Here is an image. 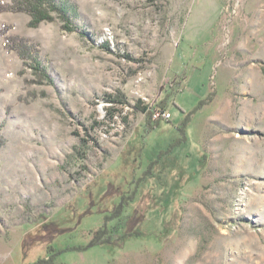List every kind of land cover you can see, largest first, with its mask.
<instances>
[{"label": "rangeland", "instance_id": "rangeland-1", "mask_svg": "<svg viewBox=\"0 0 264 264\" xmlns=\"http://www.w3.org/2000/svg\"><path fill=\"white\" fill-rule=\"evenodd\" d=\"M72 2L71 34L0 13V29L39 45L52 80L0 36V264L87 246L133 190L118 223L135 212L136 236L57 262L264 264V0ZM244 66L259 76L246 95L230 73ZM166 98L170 119L146 132L136 106Z\"/></svg>", "mask_w": 264, "mask_h": 264}, {"label": "trees", "instance_id": "trees-1", "mask_svg": "<svg viewBox=\"0 0 264 264\" xmlns=\"http://www.w3.org/2000/svg\"><path fill=\"white\" fill-rule=\"evenodd\" d=\"M3 12L27 14L30 17L28 26L32 28L38 27L43 22L51 23L57 20L61 24V30L63 32L71 34L77 31L74 20L78 17V7L72 0H12L10 5L0 4V13ZM10 30V26H4L0 29V36L5 38V48L8 51L15 52L23 62L25 68L31 69L39 81L46 80L52 83L47 69L38 60L40 53L39 45L27 38L8 35ZM175 83L173 81V84ZM169 87L171 88V83H169ZM207 101H210V99ZM167 104L168 99L166 98V100H161L160 103H157L152 110L148 106L141 108L136 106L145 115L144 129L146 132L155 129L160 121H166L161 115L158 118L157 116L155 117V112L157 110H160L161 113L166 111ZM203 105L204 103L202 105L200 104L199 107ZM133 191L122 193L119 196L118 203L115 205L112 204L111 210L104 212L106 214L103 217V223L95 231L90 232L92 238L87 246L67 245L61 249H56L50 244L45 248L44 257H39L26 264H62L57 262V257L60 254L81 252L97 245H122L128 239L136 236L137 216H135V212L128 214L124 218L126 222L122 226L118 223L123 218L126 208L130 207L135 199V191ZM112 222L114 224L110 226ZM47 227L45 228L48 229ZM56 229L62 232L54 234L55 237L71 231V228L61 229L57 227Z\"/></svg>", "mask_w": 264, "mask_h": 264}, {"label": "crops", "instance_id": "crops-1", "mask_svg": "<svg viewBox=\"0 0 264 264\" xmlns=\"http://www.w3.org/2000/svg\"><path fill=\"white\" fill-rule=\"evenodd\" d=\"M237 62V61H236ZM244 63H246V61H243V60H239V65H243ZM236 64V63H235ZM230 65L232 66L233 64H231V61H230V64L229 65H227L226 67H230ZM237 65V64H236ZM235 65V66H236ZM245 67H247V66H244L243 68H241L243 71H237V72H235V70L233 71V72H230V73H232L235 77H238L239 78V94L241 93L242 95L244 94V95H246V92H245V90L247 91V90H249V88H251V86L248 84V81H250L252 84H254V85H252V86H255L256 87V89L257 88H259V76L258 75H256V76H258V77H255V78H253V75H252V72L254 71L253 69H251V68H245ZM231 68H235V67H231ZM252 71V72H251ZM246 75V76H245ZM243 83V84H242ZM237 102H239V100H238V98H237V96H236V94L235 93H233L232 94V96H227L223 101H222V103H220V104H218L217 106H216V108H217V111H216V114H214L213 116H217V117H219V111H220V109H221V107H219L220 105H232V104H236ZM219 107V108H218ZM227 108H230V106L229 107H226V109ZM212 116V117H213ZM212 121H215V120H212Z\"/></svg>", "mask_w": 264, "mask_h": 264}, {"label": "built area", "instance_id": "built-area-1", "mask_svg": "<svg viewBox=\"0 0 264 264\" xmlns=\"http://www.w3.org/2000/svg\"><path fill=\"white\" fill-rule=\"evenodd\" d=\"M161 117H162L163 119H165V120H168V119H170L171 115H170L169 112L164 111V112L161 114Z\"/></svg>", "mask_w": 264, "mask_h": 264}]
</instances>
